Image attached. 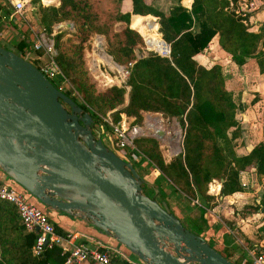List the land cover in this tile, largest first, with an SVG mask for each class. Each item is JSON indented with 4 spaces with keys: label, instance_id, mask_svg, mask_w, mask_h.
<instances>
[{
    "label": "trees",
    "instance_id": "16d2710c",
    "mask_svg": "<svg viewBox=\"0 0 264 264\" xmlns=\"http://www.w3.org/2000/svg\"><path fill=\"white\" fill-rule=\"evenodd\" d=\"M153 1L131 0L132 13L158 17L159 32L154 18L134 17L132 27L143 36L129 26V11L121 9L122 0L38 3L37 23L46 31H51L59 21L73 23V30L66 31L65 37L61 30L55 33V61L79 94L81 100L77 103L90 115L89 107L102 114L112 109L114 122L119 120L120 113L139 120L141 111L160 112L178 119L184 126L182 151L168 161L162 160L152 137H135L133 144L154 162L173 190L189 199L198 196L207 205L214 198L207 192L211 180L220 183L218 195H227L242 189L239 171L264 174V144L259 141L249 151L236 154V138L240 136L236 113L242 109L241 104L225 87L220 64L214 62L205 67L194 55L217 33L220 48L232 62L240 65L254 57L264 76V18L258 29L252 31L248 29L249 12L237 10L236 0H192L188 10L175 0L166 11L155 8ZM6 15L0 2V20ZM146 20H151L152 25L147 26ZM193 23L196 28L190 29ZM93 34L102 35L106 54L127 68L123 84L96 86L84 56ZM142 38L155 51V41L167 42L168 56L158 54L160 51L137 56L135 49L143 45ZM15 45L23 54L22 49L29 44L22 37ZM125 92L127 99L123 104ZM155 187L157 192L153 195L163 199L162 188L157 184ZM53 226L57 233L65 235L55 223ZM34 237L35 231L24 228L14 206L1 202L0 264H63L64 255L57 245L45 246L34 254ZM216 249L230 259L232 249ZM230 260L239 264V259ZM121 264L130 263L121 260Z\"/></svg>",
    "mask_w": 264,
    "mask_h": 264
},
{
    "label": "water",
    "instance_id": "95a60500",
    "mask_svg": "<svg viewBox=\"0 0 264 264\" xmlns=\"http://www.w3.org/2000/svg\"><path fill=\"white\" fill-rule=\"evenodd\" d=\"M60 25L72 23L52 28ZM93 128L92 116L72 97L0 45V171L8 179L46 209L112 237L143 264H235L187 228L164 199L145 193L144 185L157 188L110 135L106 144L101 127ZM180 151L178 142L174 153Z\"/></svg>",
    "mask_w": 264,
    "mask_h": 264
},
{
    "label": "crops",
    "instance_id": "0c3cea01",
    "mask_svg": "<svg viewBox=\"0 0 264 264\" xmlns=\"http://www.w3.org/2000/svg\"><path fill=\"white\" fill-rule=\"evenodd\" d=\"M123 1L121 2V9L129 11L130 21L134 14L131 12V0L125 7ZM191 1L179 0L187 10L190 8ZM252 1L253 5L249 9H241L237 3L236 8L240 11L249 12L247 17L248 29L256 31L264 18V3L263 0ZM174 2L176 1L154 0L152 4L155 8L166 11ZM147 15L153 18L157 17L151 14ZM195 28L196 23H193L190 29ZM194 59L205 67L218 62L224 77L225 87L241 104L242 109L236 113V117L240 119V136L236 138L234 148L236 154L249 151L259 141L264 144V76L259 73L255 58L248 57L240 65L235 64L230 60L229 55L220 48L217 33H215L205 47L194 55ZM0 175L7 179L1 171ZM148 180L152 182L151 179ZM8 181L14 188L20 189L17 184ZM239 181L242 189L227 195H218L220 187L218 180L213 179L208 183L207 192L213 194L215 200L207 207L200 199L199 206L208 211L212 220H207V225L200 230L198 222L186 224L178 215L176 216L185 226L194 225L195 230L192 229V231L202 235L207 241H212L214 246H217L216 248L227 247L232 249L230 259H239L240 261L246 257L245 249L264 250V174L242 170L239 171ZM146 187L153 192L151 187ZM162 192L164 191L162 190ZM178 195L184 197L180 192ZM24 196L26 198V192ZM26 199L33 202L31 197ZM163 199L171 209L168 199L165 196ZM187 201L193 208L197 206L190 203L189 200ZM256 204L258 205L255 206ZM47 214L51 222L59 226L65 234H74V241L76 242L83 241L88 245L99 242L127 253L121 244L86 221L57 210L47 209ZM129 257L134 258L133 256Z\"/></svg>",
    "mask_w": 264,
    "mask_h": 264
},
{
    "label": "built area",
    "instance_id": "2783aa9c",
    "mask_svg": "<svg viewBox=\"0 0 264 264\" xmlns=\"http://www.w3.org/2000/svg\"><path fill=\"white\" fill-rule=\"evenodd\" d=\"M29 1L30 0H0L7 10L6 19L10 21L12 25H15L20 33L24 31L22 25L26 23L31 35L34 36L30 39L28 48L22 49L23 54H21V50H18V53L29 61L30 59L36 58L38 60V65H36V67L41 73L50 80L57 89L64 91L65 80L55 61L56 51L53 46L52 38L46 36L42 30L37 31L31 21H28L24 15L25 9L29 7ZM39 1L42 2V0ZM236 3L241 9L245 10L253 5L252 0H236ZM36 52L40 53L36 54ZM157 53L168 56L169 48L166 47L163 52ZM127 73V68L122 66L120 68L122 81ZM103 121L110 123V133L105 131L102 122L94 124V128L98 129L100 126L103 131L102 133L106 134V141L107 136L110 135L113 140V146L123 151L133 164L136 163L138 165L140 159L136 150H133L134 147L132 144L133 139L139 135V133L135 131L137 127L129 128L123 125L118 126L107 118H103ZM181 141L182 138H179L178 142L180 143L182 151ZM8 180L10 179H5L3 175H0V203L8 202L13 205L24 228L29 231H35L32 245L34 254L41 252L45 246L57 245L64 255L63 264H121V260L131 264H143L128 251L125 253L116 247L99 242H95L92 245H88L83 241L76 242L74 241V234L62 235L57 233L53 223L48 218L47 209H43L35 203L28 201L23 193L25 191L21 190V188H14ZM11 183L13 182L11 181ZM190 200L192 204L200 205L197 196L190 198ZM245 254L246 257H243L239 261V264H264V250H255L253 248L245 249ZM128 255L134 258H130Z\"/></svg>",
    "mask_w": 264,
    "mask_h": 264
},
{
    "label": "rangeland",
    "instance_id": "374dc122",
    "mask_svg": "<svg viewBox=\"0 0 264 264\" xmlns=\"http://www.w3.org/2000/svg\"><path fill=\"white\" fill-rule=\"evenodd\" d=\"M29 7L25 9L24 11V15L27 18L28 21H31L32 25L34 26V28L38 31V30H42L41 27L38 25L37 23V17L39 16V9H38V3H42L39 0H30L29 1ZM124 7L128 4L129 0H124ZM135 16H140V17H151L150 15L144 14V15H140V14H133L131 17V20L129 21V26L132 27V22ZM153 18V17H152ZM155 22L158 24L157 27V31L159 32V22H158V18H154ZM71 22L69 20H63V21H59V22ZM57 23V22H56ZM72 23V22H71ZM147 26H151L152 25V21L151 20H146L144 22ZM55 24V23H54ZM24 31L20 33V31L17 29V27H15V25H12L10 23V21H8L6 19V16H3L0 20V45H2L5 48L8 49H12L16 52H18V47H16V43L19 41V38L21 39V36L26 38V40H28V44L30 43V39H32L34 36L31 35L29 29L27 28V24L24 23L22 25ZM134 29H136L139 33L140 31L136 28V27H132ZM61 30L63 32L62 37H65L68 32L66 31H72L73 30V23L72 26H64V25H60L58 28L56 29H51V31H46V30H42L44 32V34L50 38H52L53 40V46H54V38H55V33ZM141 34V33H140ZM160 34V33H159ZM142 35V34H141ZM143 36V35H142ZM161 36V35H160ZM99 38L101 40V44L97 47L95 46V39ZM102 38V39H101ZM143 40V38H142ZM145 40V39H144ZM143 40V45L140 46L139 48L135 49V54L137 56H141L146 54L148 51H155L153 49H150L149 47H147L146 42H144ZM89 45L88 47H86L84 49V56H85V61L87 63L88 66V71L90 72L91 76L94 78L95 80V84L98 87H105L107 85L110 84H123V81L121 79L120 76V68H115V67H109L105 62L103 61H98L97 62V69H99L101 72H103L105 75L109 76L111 81L106 82L105 80H101L99 79L95 73L92 71L91 68V64H90V59L91 56L94 52H99L100 49L103 50V52H105L104 50V39L102 37V35L100 34H93L88 41ZM153 47L160 52H163L164 49H166L167 45L164 42L161 41H155L153 43ZM27 48V47H25ZM55 48V46H54ZM156 52V51H155ZM40 53V52H36ZM106 53V52H105ZM35 62H33L34 65H38V60L37 59H33ZM123 66V65H122ZM63 74V73H62ZM64 80H65V92L70 95L76 102H79L81 100L79 94L75 91V89L73 88V86L70 84V82L68 81V79L63 75ZM111 82V83H110ZM128 86L125 85V90L127 91ZM127 99V93H124V101L123 104L126 102ZM89 107V106H88ZM90 111L92 112V118L94 119V124H97L98 122H102L105 131L109 132L111 131V126L110 123H107L105 121H103V118H107L109 119L113 124H116L118 126L123 125L124 127H139L141 128V133H139L138 136H150L151 134L157 136L156 137H152L156 140L157 142V147L158 150L160 152V156L162 158V160L164 162L168 161L173 155H175V153H171L170 150L168 153V144L167 142L164 140L166 137L168 136H172L173 134V128L178 127L179 133H180V138L183 139L182 134L184 133V126H182L180 124V122L178 121V119L176 117H168V116H164L162 115L160 112H152V111H141V118L139 120H135L133 116H127L124 115L123 113H120L119 116V120L114 122L112 120V116L110 114V111L112 110H107L104 114L99 113L98 111L94 110L93 108L89 107ZM153 117H158V119H160L161 123L164 125V127L162 129L157 130L156 132L153 131V129L150 128H146V118L149 119H153ZM147 120V119H146ZM146 132V133H145ZM165 137V138H164ZM101 138H103L104 142L106 143V134L105 133H101ZM133 142V141H132ZM182 143V141H181ZM107 144V143H106ZM133 144V143H132ZM133 150H136V153L140 159V163L137 165L136 163H134V165L136 167H138L140 173H142V175H144L145 177H147L148 179H151L153 185H158L162 188L163 192V196H165L169 203L171 204V211L175 214L178 215L182 221L184 223H196L198 222L199 224V230L206 226L207 220H210V214L208 213L207 210L203 209L202 207H200L199 205H197L196 207L193 208L192 205H190L188 203L187 200H189V202L191 203V200L187 197H181L180 195H178V192L173 190L172 186L170 185V182L168 181V179L166 177H164L163 174L160 173V171L157 169V167L155 166L154 162L149 159L148 157H146L140 150H138L136 148V146L133 144ZM177 154V153H176ZM135 157V155H134ZM146 192L149 195H152L153 193L149 190V188L146 187V185H144ZM208 189V188H207ZM25 193V192H24ZM31 196H29L26 193V198H30ZM161 197V196H160ZM198 201L200 202V199L198 196ZM33 203H35L37 206L42 207L43 209H45V207L43 205H41L39 202L35 201L32 197H31ZM157 200H160L159 196H156ZM187 199V200H186ZM214 198H212V200H210L208 202V204L206 205L207 207H209V205H211L214 202ZM212 220V219H211ZM190 230H195V226L194 225H186ZM198 226V225H197ZM208 243L210 245H212L213 247H217L214 246L212 241L208 240ZM238 263V262H237Z\"/></svg>",
    "mask_w": 264,
    "mask_h": 264
},
{
    "label": "bare ground",
    "instance_id": "6f19581e",
    "mask_svg": "<svg viewBox=\"0 0 264 264\" xmlns=\"http://www.w3.org/2000/svg\"><path fill=\"white\" fill-rule=\"evenodd\" d=\"M56 1L57 0H42V2H44V3H47V2H56ZM95 40H96L95 41V46L98 47L101 44V40L99 38H96ZM101 49H100L99 52H97V53L94 52L92 54L91 59H90V64H91L92 71L95 73V75L99 79L105 80L106 82L109 83V81H111L110 77L107 76V75H105L99 69H97V62L98 61H103L109 67L120 68V66L116 65L113 62V60L105 52H103V50H101ZM146 119H145V121H146V128L153 129L154 132H156L157 130L162 129L164 127V125L161 123V121H160V119H158V117H153V119L152 118L151 119L146 118ZM135 131H137L138 133H141L142 132L141 131V128H139V127L136 128ZM179 138H180V133H179L178 127H175V128H173V134H172V136H168V137H166L164 139L167 142V144H168V153H170V152L173 153V152H175L177 150ZM169 150H170V152H169Z\"/></svg>",
    "mask_w": 264,
    "mask_h": 264
},
{
    "label": "flooded vegetation",
    "instance_id": "af4514ba",
    "mask_svg": "<svg viewBox=\"0 0 264 264\" xmlns=\"http://www.w3.org/2000/svg\"><path fill=\"white\" fill-rule=\"evenodd\" d=\"M70 96V95H69ZM71 97V96H70ZM93 130H94V128H93ZM93 130H92V132H93ZM101 136V135H100ZM102 141L104 142V140H103V138H102ZM105 143V142H104Z\"/></svg>",
    "mask_w": 264,
    "mask_h": 264
}]
</instances>
